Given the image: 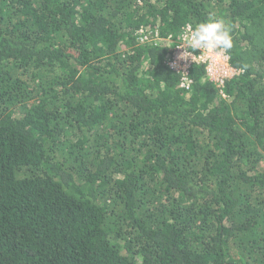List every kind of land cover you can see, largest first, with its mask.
<instances>
[{
	"label": "trees",
	"instance_id": "16d2710c",
	"mask_svg": "<svg viewBox=\"0 0 264 264\" xmlns=\"http://www.w3.org/2000/svg\"><path fill=\"white\" fill-rule=\"evenodd\" d=\"M210 16L225 96L167 65ZM0 264H264V0H0Z\"/></svg>",
	"mask_w": 264,
	"mask_h": 264
},
{
	"label": "clouds",
	"instance_id": "9594fccd",
	"mask_svg": "<svg viewBox=\"0 0 264 264\" xmlns=\"http://www.w3.org/2000/svg\"><path fill=\"white\" fill-rule=\"evenodd\" d=\"M180 39L182 43L178 48L184 49L181 58L190 59L194 63L201 62L208 79L228 78L236 71L243 73L247 70V65L234 69L235 67L231 64L230 52L233 48V37L222 18L210 16L195 26H189ZM197 52L198 54H195ZM204 79L208 80L205 76Z\"/></svg>",
	"mask_w": 264,
	"mask_h": 264
},
{
	"label": "built area",
	"instance_id": "2783aa9c",
	"mask_svg": "<svg viewBox=\"0 0 264 264\" xmlns=\"http://www.w3.org/2000/svg\"><path fill=\"white\" fill-rule=\"evenodd\" d=\"M191 25L187 24L186 26L182 27V29L177 33L179 37H182L185 33V30ZM139 35H140V39L142 41H151V40H156L159 36V32L158 31H154V30H144V29H140L138 31ZM171 38V36L169 37ZM182 43V40L180 39V41L178 42V44L176 45L173 54L171 55V57L167 60V65H169L171 68L175 69L176 71L181 73V77H180V86L183 88L188 89L190 87L191 84V76H190V67L192 64H194V62H192L190 59H182L181 58V53L184 51V49L178 48V46H180V44ZM195 54H198L195 53ZM197 64H202L201 62L197 61ZM234 68V67H233ZM237 69V68H234ZM241 72L236 71L234 72V74L228 78H223V79H208L205 75V78L208 80H211L213 82L216 83V85L220 88V93L222 95L225 96L224 93V86L226 83V80L234 78L235 76L239 75Z\"/></svg>",
	"mask_w": 264,
	"mask_h": 264
}]
</instances>
